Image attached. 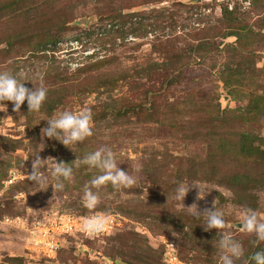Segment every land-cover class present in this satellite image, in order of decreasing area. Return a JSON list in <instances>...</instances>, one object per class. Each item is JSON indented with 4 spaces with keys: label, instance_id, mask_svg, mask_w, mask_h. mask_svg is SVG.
<instances>
[{
    "label": "rangeland",
    "instance_id": "rangeland-1",
    "mask_svg": "<svg viewBox=\"0 0 264 264\" xmlns=\"http://www.w3.org/2000/svg\"><path fill=\"white\" fill-rule=\"evenodd\" d=\"M194 1L0 0V71L48 89L40 112L0 109V264H222L219 230L188 208L214 203L254 264L264 241L240 225L244 208L264 219V0ZM65 110L93 115L73 150L42 135ZM100 149L135 182L93 189L89 209L102 173L83 159ZM38 152L42 175L73 166L63 189L32 181ZM100 215L107 231L86 233Z\"/></svg>",
    "mask_w": 264,
    "mask_h": 264
},
{
    "label": "clouds",
    "instance_id": "clouds-1",
    "mask_svg": "<svg viewBox=\"0 0 264 264\" xmlns=\"http://www.w3.org/2000/svg\"><path fill=\"white\" fill-rule=\"evenodd\" d=\"M48 98V89L41 85L35 89H29L25 86V82H21L16 75L9 71H0V109H7L5 102H12L13 110L20 112L22 106L27 101L29 112H40L44 103ZM93 115L90 111L85 110L79 114L65 110L58 116L47 120V126L42 129V135L50 139H56L63 145L73 150L71 145L79 144L93 135ZM40 152L33 157V173L32 181L35 185L43 187L49 183V179H55L57 184L51 185L56 189H63L64 181L70 180L74 174V168L71 164L63 161L57 162L54 159V167L50 168V175H42L41 170L45 167L44 162L49 160L41 159ZM79 160V158L77 159ZM76 160V161H77ZM83 163L91 168H97L101 171V175L96 176L90 181L89 186L84 189V204L87 208H95L100 200L98 191L101 186L111 183L113 188H128L134 184V178L128 172L122 170L117 163V158L112 151L104 149L96 150L89 153L83 159ZM193 187L199 188V198L202 197L200 185L192 182ZM190 191L189 183L185 185L180 183L176 188V199L184 201ZM196 207L197 211L193 213L197 218L202 215L207 216L206 231L212 229L219 230V249L221 251L220 260L222 264H237L245 257V249L242 244L228 235L225 231L227 220L223 211L216 208V203L213 209H206L203 214L200 213L196 205L188 207L192 209ZM241 225L247 233H255L260 241H264V219H261L258 212L252 208H244L242 210ZM111 223L109 215L93 216L84 221V231L89 234L97 235L107 231ZM252 260L254 264H264V250L257 251Z\"/></svg>",
    "mask_w": 264,
    "mask_h": 264
},
{
    "label": "built area",
    "instance_id": "built-area-1",
    "mask_svg": "<svg viewBox=\"0 0 264 264\" xmlns=\"http://www.w3.org/2000/svg\"><path fill=\"white\" fill-rule=\"evenodd\" d=\"M49 230H46L45 231V233L44 234H42V236H44V240H42V241H40V243H45L46 244V246H47V236H50V235H48V232ZM40 243L39 242H37V244H39L40 245ZM42 243V244H43ZM48 244H50V242L48 243ZM54 244V243H53ZM41 246V245H40ZM55 247H57V251H58V249H59V244H56V246ZM56 251V250H55ZM54 251V252H55ZM171 255V259H172V262H174V264H176V263H178L179 261H178V257H176L174 254H170Z\"/></svg>",
    "mask_w": 264,
    "mask_h": 264
},
{
    "label": "water",
    "instance_id": "water-1",
    "mask_svg": "<svg viewBox=\"0 0 264 264\" xmlns=\"http://www.w3.org/2000/svg\"><path fill=\"white\" fill-rule=\"evenodd\" d=\"M201 1L202 0H196V1H194V2H196V3H201ZM80 25H87V20L86 19H83V20H80L79 22H78ZM228 98H226V101H228L227 100ZM242 227V225H240V228Z\"/></svg>",
    "mask_w": 264,
    "mask_h": 264
}]
</instances>
